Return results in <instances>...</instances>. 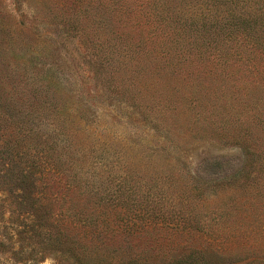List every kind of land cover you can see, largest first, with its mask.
<instances>
[{
    "label": "rangeland",
    "instance_id": "374dc122",
    "mask_svg": "<svg viewBox=\"0 0 264 264\" xmlns=\"http://www.w3.org/2000/svg\"><path fill=\"white\" fill-rule=\"evenodd\" d=\"M124 1L0 0V48L25 84L10 103L60 112L56 143L65 133L83 149L109 213L101 240L102 227L62 225L55 200L19 207L8 143L0 264H264V0H174L157 24L123 21ZM213 17L218 48L187 49L178 26ZM213 52L222 59L207 66ZM32 83L54 97L43 103ZM11 131L0 119V135ZM28 150L29 168L43 169Z\"/></svg>",
    "mask_w": 264,
    "mask_h": 264
},
{
    "label": "trees",
    "instance_id": "16d2710c",
    "mask_svg": "<svg viewBox=\"0 0 264 264\" xmlns=\"http://www.w3.org/2000/svg\"><path fill=\"white\" fill-rule=\"evenodd\" d=\"M171 1L174 0L124 1L123 6H121L122 19L123 21H128L132 19L131 17L134 14L135 19L142 17L150 18L151 21L156 18V24L157 22L163 23L170 13L168 3H173ZM180 1H192L197 5V3H207L209 1L212 3L219 0ZM159 6H163L164 10L159 13H153L154 9L156 10ZM146 7H150L152 12L144 11ZM138 13L142 14V16H137ZM171 13L174 12L171 10ZM210 13L211 11H209V15ZM0 21L5 23V19L1 15ZM192 25L195 24L190 22L188 25H184V28L182 25L178 26L177 34L180 38H184L183 43L187 46V49L192 47L197 50L198 54H203L200 50L205 49V53L218 48V44H220L216 34L218 25L215 23L214 17L211 21L210 19L207 22L203 21L200 26ZM8 36L7 28L0 23V43H5ZM185 38H191V40L186 41ZM181 43L178 42V44ZM223 45L221 43V46ZM220 57L215 52H213V56L208 55L207 66L213 62L218 65V62L222 59ZM18 70L19 66L10 61L7 48H4L1 44L0 119L4 128L12 131L10 133L3 132L0 135V141H2L0 142V147H6L8 143H11L13 150L8 152L12 157L9 163L11 161L14 163L13 175L11 176L13 187L9 188V192L14 194L15 199H19L17 202L19 207H25V205L34 207L38 202L50 206L55 200V207L60 212L62 225L69 222L72 225L75 224L76 226L89 229L98 230L102 227L97 235V238H100L102 233H104L103 226L107 222V215H109L107 202L104 201L103 196H99L91 187L93 183L92 175L85 169L83 149L75 147L71 137L65 133H63L60 144L56 143V138L62 134L64 129V124L58 122L60 112H22L20 108H17V104L10 103L12 97L9 95L12 91L16 92V90H19L18 93H21L22 97L25 95V84H22L23 74H18ZM31 85V93L39 94L43 103L54 97V92H50L48 85L43 83L39 86L36 83ZM37 86L39 87L38 90H36ZM8 87L10 88L8 89ZM46 118H50L51 122L44 124V119ZM6 135H8L7 139L5 138ZM63 137H65L64 141ZM36 143L38 145L37 148L34 146ZM43 144L44 146H42ZM55 144L56 146H54ZM29 148L35 152L39 149V152L45 157L44 168L40 169V171L35 172L30 169V164L24 161V157L20 154ZM50 151H53L56 155L50 157ZM25 156L34 158L36 153L33 154L28 150ZM87 232L92 231L89 230ZM103 238L104 236L101 237V240Z\"/></svg>",
    "mask_w": 264,
    "mask_h": 264
}]
</instances>
